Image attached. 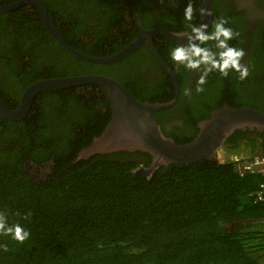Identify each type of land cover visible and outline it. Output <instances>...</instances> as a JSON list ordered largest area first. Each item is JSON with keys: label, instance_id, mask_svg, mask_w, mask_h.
<instances>
[{"label": "trees", "instance_id": "obj_1", "mask_svg": "<svg viewBox=\"0 0 264 264\" xmlns=\"http://www.w3.org/2000/svg\"><path fill=\"white\" fill-rule=\"evenodd\" d=\"M17 1L0 0V6ZM43 1L64 40L85 55L113 56L140 36L129 5ZM132 1L147 30L177 33L185 26L181 14L173 20L164 15L149 20L146 14L155 13L154 1ZM204 1L194 0V8ZM187 2L182 0V6ZM213 10V20L223 17L238 33L229 43H243L231 20L237 9L232 6V16H223L213 1ZM198 21L197 14L193 23ZM256 43L264 55V30ZM154 44L178 77L181 101L190 79L170 60L169 49L176 43L158 37ZM146 66L159 69L157 79ZM86 75L113 78L142 102L168 103L176 95L173 81L147 45L119 63L81 62L52 36L35 7L0 15V98L8 107L17 109L25 89L35 82ZM204 88L192 93L180 116L188 133L166 132L165 122L180 101L157 113L164 134L178 144L193 142L199 122L213 111L245 105L235 95V83L227 84L219 73L210 74ZM111 120L110 103L95 85L42 94L22 121L0 116V210L8 211L10 222L26 223L32 234L24 244L0 237L9 249L0 250V264H264V202L253 196L263 175L241 176V162L214 160L162 166L150 179H138L134 171L152 162L140 152L74 163ZM257 136L264 140L255 131H237L223 148L229 154L249 148L264 156ZM229 144H234L231 149ZM28 213L30 219L23 221Z\"/></svg>", "mask_w": 264, "mask_h": 264}, {"label": "water", "instance_id": "obj_2", "mask_svg": "<svg viewBox=\"0 0 264 264\" xmlns=\"http://www.w3.org/2000/svg\"><path fill=\"white\" fill-rule=\"evenodd\" d=\"M112 1L131 6L140 36L119 53L106 58L88 56L72 48L61 36L43 0H19L9 5L0 6V15L24 6L35 7L52 36L64 50L81 62L100 65L119 63L147 45L173 81L176 89L175 98L168 103L142 102L117 80L101 75L47 79L35 82L26 88L20 105L15 110L8 107L0 98L1 117L12 122L22 121L28 117L34 99L42 94L95 85L104 93L110 103L112 120L89 147L80 151L74 163L89 160L96 155L140 152L149 155L152 162L149 167L141 166L134 171V175L138 179H150L162 166L192 165L217 160L220 150L237 131H255L264 135L263 112L252 107L224 106L213 111L209 119L198 124L199 133L193 142L181 145L173 138L167 137L158 122L157 113L171 109L176 105L180 95V84L175 72L156 49L154 39L162 37L174 43H186L187 41L179 40L176 32L163 28L147 30L133 1ZM212 4L213 0L204 1L202 8H207L212 16L206 18L199 16L198 23L203 19V22L208 23L211 27L214 15Z\"/></svg>", "mask_w": 264, "mask_h": 264}, {"label": "clouds", "instance_id": "obj_3", "mask_svg": "<svg viewBox=\"0 0 264 264\" xmlns=\"http://www.w3.org/2000/svg\"><path fill=\"white\" fill-rule=\"evenodd\" d=\"M197 14L202 18L212 16L207 8H194V0H188L184 8L185 26L176 34L179 40L187 42L176 43L169 49L170 60L179 67L200 73L195 89L197 93L205 90L204 86L212 73L228 77L235 72L240 80H245L249 75L248 66L242 63L245 52L229 43L238 33L227 26L228 21L223 17L212 20L211 27L203 19L193 23ZM190 91L186 89L185 93L190 94ZM30 215H23L22 220L28 221ZM31 235L26 223L10 222L8 211L0 210V237L24 244L31 239ZM0 250L7 252L9 249L6 244H0Z\"/></svg>", "mask_w": 264, "mask_h": 264}, {"label": "flooded vegetation", "instance_id": "obj_4", "mask_svg": "<svg viewBox=\"0 0 264 264\" xmlns=\"http://www.w3.org/2000/svg\"><path fill=\"white\" fill-rule=\"evenodd\" d=\"M139 1L141 3V1L143 0H139ZM148 1L150 2L151 0ZM153 1L155 8L154 12L158 14L149 11L146 14L149 20H155L160 15H164V18L166 20L176 19L177 15L179 14L184 15L185 7L182 6V0H153ZM213 1L215 3L216 9L219 8L221 10L219 13L223 14V16L227 14H231L229 13L230 7L233 6L237 9L236 15L238 16L234 19H232L231 17V20L234 26L236 27V29L238 30L240 36L244 37V41L241 44H233V46L242 48L244 50L245 56L242 60V63L247 65L249 68V75L245 80H240L238 73L235 72L230 73L228 77H223L220 75V78H223L227 84L231 82L235 83V85L239 88L238 92L235 93V95L237 96V98H239L240 101H244V102H240L245 104L244 107L257 106L258 108H262L264 110V55H263L262 46L256 43L262 30H264V0H213ZM200 8H202V6ZM133 18H134V14H133ZM155 28H161V27H154V29ZM149 50L153 55L150 48ZM153 57L155 58L154 55ZM155 60L157 61L156 58ZM158 64L160 65L159 62ZM161 68L163 67L161 66ZM146 70L148 73L150 72V75L153 77V79H157L159 69L153 72L149 66H146ZM182 72L185 75L189 76L188 78L190 79V81H188L189 85L186 87V89H190L191 91L190 94H186L184 92L181 101L179 95V100L176 103L177 105L180 101L179 107H176L174 109L173 113L168 117V119L165 122L166 132L168 133L171 132L172 130L176 131L179 134H185L186 132L187 133L189 132V130L184 125V122L180 116H182V113L185 111V108L189 103V99L192 93H196L195 89L197 86V80L199 79L200 73L184 69L183 67H182ZM225 106H229V105H225ZM197 108L198 106H196V109ZM252 138H256V137H252ZM256 139H259L261 143H264V140H262V138H260L259 136H257ZM247 140L248 137H244L243 141L247 142ZM233 145L234 144H229L227 147L231 149Z\"/></svg>", "mask_w": 264, "mask_h": 264}, {"label": "built area", "instance_id": "obj_5", "mask_svg": "<svg viewBox=\"0 0 264 264\" xmlns=\"http://www.w3.org/2000/svg\"><path fill=\"white\" fill-rule=\"evenodd\" d=\"M241 162L237 165V171L241 176L261 174L264 176V156L259 155L251 158H238L233 162ZM256 202H264V181L254 193Z\"/></svg>", "mask_w": 264, "mask_h": 264}, {"label": "rangeland", "instance_id": "obj_6", "mask_svg": "<svg viewBox=\"0 0 264 264\" xmlns=\"http://www.w3.org/2000/svg\"><path fill=\"white\" fill-rule=\"evenodd\" d=\"M227 152L225 151V148H222L220 150V152L218 153V157H217V160L220 162V163H225V162H229V161H234V158H235V154L236 153H232V154H229V155H226L227 157L224 156V154H226ZM245 153L246 155L248 156H259L260 155V152L259 151H251L249 148L245 149ZM240 153H238L239 155ZM237 155V156H238ZM246 155H243L244 158ZM240 157V156H238Z\"/></svg>", "mask_w": 264, "mask_h": 264}, {"label": "crops", "instance_id": "obj_7", "mask_svg": "<svg viewBox=\"0 0 264 264\" xmlns=\"http://www.w3.org/2000/svg\"><path fill=\"white\" fill-rule=\"evenodd\" d=\"M244 150H245V149H244ZM226 155H229V153L224 154L225 157H227ZM237 155H238V153L235 154V158H234V160H235V159H238V158H244L243 155H246V153H245V151H243V152H241V153L238 155V156H240V157H238ZM245 158H251V156H249V155L247 156V155H246Z\"/></svg>", "mask_w": 264, "mask_h": 264}]
</instances>
